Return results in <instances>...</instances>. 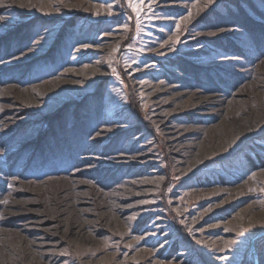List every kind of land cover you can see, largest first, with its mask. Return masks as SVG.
I'll return each instance as SVG.
<instances>
[{
    "label": "rangeland",
    "instance_id": "374dc122",
    "mask_svg": "<svg viewBox=\"0 0 264 264\" xmlns=\"http://www.w3.org/2000/svg\"><path fill=\"white\" fill-rule=\"evenodd\" d=\"M262 233L264 0H0V264H255Z\"/></svg>",
    "mask_w": 264,
    "mask_h": 264
},
{
    "label": "water",
    "instance_id": "95a60500",
    "mask_svg": "<svg viewBox=\"0 0 264 264\" xmlns=\"http://www.w3.org/2000/svg\"><path fill=\"white\" fill-rule=\"evenodd\" d=\"M262 238H264V233L259 234L258 236H256V237L252 240V242H251L252 252H253V254H254V256H255V264H259L258 256H257V254H256V249H255V243H256L258 240L262 239Z\"/></svg>",
    "mask_w": 264,
    "mask_h": 264
},
{
    "label": "snow or ice",
    "instance_id": "6c2138e0",
    "mask_svg": "<svg viewBox=\"0 0 264 264\" xmlns=\"http://www.w3.org/2000/svg\"><path fill=\"white\" fill-rule=\"evenodd\" d=\"M129 7L133 8V10H137V5L134 3H129Z\"/></svg>",
    "mask_w": 264,
    "mask_h": 264
},
{
    "label": "bare ground",
    "instance_id": "6f19581e",
    "mask_svg": "<svg viewBox=\"0 0 264 264\" xmlns=\"http://www.w3.org/2000/svg\"><path fill=\"white\" fill-rule=\"evenodd\" d=\"M5 67H6V66H5ZM68 74H69V73H66V72H65V73H62L61 75H66V76H68ZM34 82H35V81H34ZM27 84L30 85V84H34V83H32V81H30V82H28Z\"/></svg>",
    "mask_w": 264,
    "mask_h": 264
}]
</instances>
